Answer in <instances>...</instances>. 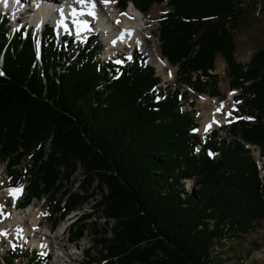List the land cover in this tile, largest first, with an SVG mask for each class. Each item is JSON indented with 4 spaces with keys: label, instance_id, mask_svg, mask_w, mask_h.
<instances>
[{
    "label": "trees",
    "instance_id": "trees-1",
    "mask_svg": "<svg viewBox=\"0 0 264 264\" xmlns=\"http://www.w3.org/2000/svg\"><path fill=\"white\" fill-rule=\"evenodd\" d=\"M129 1L147 12L165 0H119ZM245 1L167 0L171 11L158 26L161 53L198 93L209 80V93L219 95L213 71L216 56L224 59L242 99L238 117H252L229 126L231 141L215 131L203 143L189 133L194 116L180 112L179 91L151 92L159 78L138 52L123 65L100 63L97 41L56 49L46 29L37 63L31 34L10 37L0 23V159L15 183L29 177L25 203H54V226L90 202L104 218L83 264H233L227 240L254 227L264 233V181L239 141L264 155V47L246 64L234 56ZM26 153L32 163L21 170ZM77 169L80 192L72 193L60 181ZM185 179L197 189L186 191ZM82 213L69 227L71 241L88 227L91 214ZM25 264L48 263L27 257Z\"/></svg>",
    "mask_w": 264,
    "mask_h": 264
},
{
    "label": "rangeland",
    "instance_id": "rangeland-1",
    "mask_svg": "<svg viewBox=\"0 0 264 264\" xmlns=\"http://www.w3.org/2000/svg\"><path fill=\"white\" fill-rule=\"evenodd\" d=\"M28 1L30 2V5H31L32 0H28ZM130 3H132V2L129 1L127 7L129 6ZM127 7L124 10H126ZM243 8H244L243 14L240 17V20L238 21L236 28L234 29V38H235V43H236L234 56H235L236 61H238L242 64H246L249 62L250 57L254 52H256L258 49L264 47V0H246L244 5H243ZM168 9H169V7L165 3V1L162 3H159V4L155 2L152 4V6L148 9L147 12L143 13L144 15H151V14H155V13H160V14H158V17L152 22V25H151L152 34H153L154 38L156 39L154 48L158 51V53L160 52L158 20L161 18V16L163 14H165V12L168 11ZM124 10H121V11H124ZM161 12H162V14H161ZM83 35L85 37H87L88 32H86ZM90 40L97 41L100 44L99 46L101 48L103 47L101 40L104 41V39L102 36H100V37H97V36L94 37L93 36V38L91 36H89L88 38H86L83 41L77 40L76 38L70 39L71 42H75L77 45L80 46V48L86 46ZM104 43H106V42L104 41ZM71 44L73 45V43H71ZM104 51H105V46H104L102 53H104ZM119 51L120 52H127V50H124V49H121ZM120 52H118V53H120ZM140 53L145 54L147 56V58L149 59L147 50L144 49V46H141ZM148 59L146 61H148ZM35 61L38 63L37 59H35ZM171 66L175 69L174 79L172 81H164V80H162V77H161L160 78L161 79L160 85L167 87L168 89H171V90L174 87H178L180 90L183 91V95L185 96V99H183L182 102L183 101L188 102V103L191 102L190 106L192 107V112L195 116L194 123L198 124V122H199V124H200V126H198L196 128V129H198L199 127L202 126L201 119L203 117L204 112H206L208 106L200 103V102H204V101L199 99V95L196 97V94H198V93L193 92L191 87L189 88L185 84H180V82L178 81L179 78L177 75V66H175V65H171ZM213 72L216 73L218 76L217 83H216V87L218 90H216V91L219 92V95L214 96V97L209 96L212 94L209 93L208 89H212L214 87V84L210 83L209 80L206 81L207 87H208L207 91H205L204 93H201V94H206L205 96H207V94H209L208 95L209 97L207 96L208 99L215 98L218 100H227V101L229 100L228 101L229 104H228L227 108L224 109V112H222L220 116H223L225 112L229 111V106L231 107L230 111L234 112L233 103L236 101H239V99L237 98L239 91L236 89L235 90L231 89L230 84H229V78L226 75V63L224 62V59L220 55L216 56L215 69ZM199 78L202 81H204L206 79L205 77H202V76ZM230 93H234L232 102H231V95H229ZM196 98H198V100ZM236 104H238V103H236ZM190 114H192V113H190ZM224 121H226V120L224 119L223 122ZM198 133L201 134L200 132H198ZM219 135L223 136V137L228 136V138H230L231 140L234 137V136H231L228 133L227 129H225V128L219 132ZM236 139L238 140V137H236ZM245 147L249 150V154L252 156V158H254L256 161H258L257 157L259 154V147L260 146L256 145V144L255 145L245 144ZM44 150L46 152L49 151V143L48 142H46V144L44 146ZM260 150H261V148H260ZM29 155H30L29 153H26L22 156L21 163L17 166V168H20L22 170V168H24L25 166L32 163V157H30ZM257 163L259 164V166H260L259 169L262 172L264 169V161L261 159ZM6 171H7L6 163L4 160L0 159V182H2V183L10 180L5 175ZM80 175H81V169H77L76 172L73 174V176L70 178V180H68V182H64L61 180L60 183L63 182L65 187L70 189V191L72 193L80 192V189L78 187V178ZM22 179H23L22 182H24V185L28 184L29 177L27 175L25 177H23ZM183 184H184L186 191H190L191 189H197V184L193 179H190V180L185 179V180H183ZM24 185H23V187H24ZM24 194H25V190L23 189V194H22V196L19 197V200L23 199ZM9 199H11V198L3 197V194L1 195V193H0V203L5 204L4 208H3L4 209L3 212L5 214H10V215H5V217L8 219L10 218L11 215H13V213L15 211V210L11 211V206L13 205V201H12V199L11 200H9ZM61 202L62 203H61L60 207L63 205V203L65 201L63 200ZM32 203H36L39 206L41 213H47V215H41L40 216L39 227H40V229L46 228L48 230V228L51 227V223L54 222V219H56L55 215L52 213V207H53L54 203L53 202L50 203V205H49L50 207L48 208V206H47L48 204L46 203V201L43 200L42 197H40L39 199H35V198L32 199L30 204H32ZM8 204H9V206H8ZM82 208L83 209L76 208L74 210H70L73 212H80L82 210H86L87 212H89L91 214L90 217L85 219V224H87L88 227L83 232L82 237L80 239L79 238L78 239H72V241H71L68 238V240H67V236L69 237V230L68 229H66V231L64 233H61V230L59 232L60 226H63V228H64V226H65L64 224L69 222L68 221L69 216L63 217L58 222L56 227L51 228V232H48L49 236L51 238L53 237L51 239V245H53L52 246L53 250L51 252L53 253V255L49 257L50 258L49 264H51L53 260H56L55 255H59V253L61 254L62 251L68 252L71 256V258L69 259V262L67 264H83V262H85L84 251L92 244L93 236H94L93 230L94 229L100 230L99 228L104 226V218L102 216H100V214L95 213V211L92 210L93 207H91V202L88 204H84L82 206ZM24 210L18 211V212H23ZM70 211L68 212V214L70 213ZM71 214H73V213H71ZM0 218H2V216H0ZM67 230H68V232H67ZM21 243H20V245H21ZM23 243H25V242H23ZM226 244L229 246V248L227 249V255L226 256L228 257V260L233 262V264H264V233H263L261 227H254L247 234L235 236L232 239H228ZM94 251L96 252V249ZM94 251H92L91 254L94 255L95 254ZM8 253H10V252L8 251ZM29 253L30 252L27 251V255L26 254L23 255L22 249H21V250L16 251V253H15L16 256L14 258H11V256L12 257L14 256L13 254L7 255L4 258V255L7 254V251L2 252L0 254V264H5V262L8 263L11 260H12V262L8 263V264H23V263H25V260L27 258L26 256H28ZM40 255L42 256V254H40ZM222 255L224 256L223 253H222ZM7 258H8V260H7ZM239 259L241 260V262H236Z\"/></svg>",
    "mask_w": 264,
    "mask_h": 264
},
{
    "label": "bare ground",
    "instance_id": "bare-ground-1",
    "mask_svg": "<svg viewBox=\"0 0 264 264\" xmlns=\"http://www.w3.org/2000/svg\"><path fill=\"white\" fill-rule=\"evenodd\" d=\"M27 1L25 2V0H8L7 6H5L3 0H0V11L11 14L12 24L16 26L27 25L29 22V13L35 9L36 0H32L31 5L30 2ZM37 1L54 4L55 1L58 0ZM58 3L62 4L64 9L71 7H82L81 5L74 4L73 0H59ZM59 6L60 5H58V7ZM60 8L61 7H59V9ZM49 12H51V9ZM122 13H126L127 15H122ZM158 14L160 13L144 15L140 10L135 8L134 4L132 3L129 4L126 10L121 11L117 10L116 7L112 5V3L105 7L100 2V0H97L96 17L93 21L95 22V26L97 28L96 31H99L98 28H102L103 30L101 31V36L106 42L104 44V57L110 56L115 52H120L119 50L121 49H129L134 45H138V50H141V46H144V49L147 50L149 61L156 67V71L163 78L162 80L172 81L174 79L175 69L170 65L167 59L162 58L159 55L158 51L154 48L156 39L152 34L151 25L152 22L158 17ZM34 16L36 17H34V20L31 22L35 29L38 31H41L43 29L44 22L46 20H53L55 25L56 21L58 20L53 16V14H47L45 16V13L43 12H36L34 13ZM82 19H86V16L82 17ZM117 20H119L120 23H116ZM88 21H91V19H89ZM69 26L71 27L70 21ZM125 30H131V35H129ZM122 33H124V35L123 39L121 40L119 39V37ZM114 40L116 41L115 44L112 43V41ZM161 61H163V63H161ZM169 72H171V75H169ZM199 99L204 101L200 103L208 106L201 119L202 126L199 127V131H197L203 135L206 133L204 131L205 126L212 121L213 113L219 106L220 102L223 101L225 104V108H227L229 100H218L215 98L208 99V97L205 95H199ZM221 113H216L215 119L219 121V123L213 124L212 127L222 125L225 122H223V120L225 119V115L220 116ZM261 159L264 161V158H262L260 154H258L257 160L259 161ZM9 188H13V186H6L4 190L8 193ZM9 198L11 197L9 196ZM0 205L4 206L5 204L0 203ZM40 216L41 211L36 203L29 204L23 212L14 211L13 215H11L9 219L5 216H2V218H0V230H7L8 235L7 237L0 236V254L2 252H5L8 245H13V240H17L20 243L22 242L21 244L25 242L27 244H30L31 247L36 246L40 251L44 253L48 250L52 251L53 245H51V239L53 237L51 238L49 236V231L46 228L40 229ZM17 229H23V239L17 238ZM62 229L63 226H60L59 232L60 230L62 231ZM55 256L56 260H53L51 264H67L69 262V259L71 258L70 254L65 251H62L61 254L59 253V255Z\"/></svg>",
    "mask_w": 264,
    "mask_h": 264
},
{
    "label": "snow or ice",
    "instance_id": "snow-or-ice-1",
    "mask_svg": "<svg viewBox=\"0 0 264 264\" xmlns=\"http://www.w3.org/2000/svg\"><path fill=\"white\" fill-rule=\"evenodd\" d=\"M5 6H7L8 0H3ZM74 4L81 5L82 7L76 8L71 7L69 12L66 14L63 7L59 9V19L56 21V29L60 30L62 29L63 32L67 35H74L77 40H85L86 37L83 35L86 32H90L91 26L90 22L86 19H82L84 16L92 17L93 19L96 17V4L97 0H73ZM100 2L107 7L110 3L115 2V0H100ZM122 15H127L126 13H122ZM69 21L71 24V27L69 26ZM116 23H120L119 20L116 21ZM20 28L17 27L15 31H19ZM128 32L129 35H131V30H125ZM124 33L121 34L119 39H123ZM35 37V34H34ZM36 39V49L37 52H39L40 47V41L38 37H35ZM113 44L116 43V41H112ZM128 59H131L129 56ZM116 64H122V60H116L114 61ZM163 63V61H161ZM0 75H3V73H0ZM169 75H171V72H169ZM229 95H234V93H230ZM240 103L239 101L234 102L233 104V110L235 109V104ZM225 104L223 101L220 102L219 106L215 109V112L213 113V119L212 121L205 126L204 131L207 132L213 124H218L219 121L215 119L216 113L224 112ZM225 120L228 123H232L233 120L228 119V117L232 116V111H228L224 113ZM237 119H252V117H238ZM193 132L199 131V129H193ZM199 149H197L198 151ZM210 155L212 153H209ZM2 183V182H0ZM8 194L12 198L13 206H15L16 201L19 199V196L23 194V185H17L16 187L9 188ZM3 205H0V216L10 215L5 214L3 212ZM41 215H47V213H41ZM17 238L23 239V229H17ZM8 233L7 230H0V236L7 237ZM14 248L16 247L15 244L12 245Z\"/></svg>",
    "mask_w": 264,
    "mask_h": 264
}]
</instances>
